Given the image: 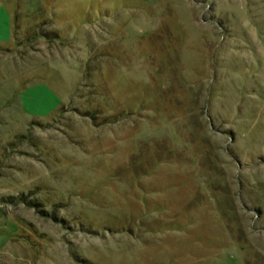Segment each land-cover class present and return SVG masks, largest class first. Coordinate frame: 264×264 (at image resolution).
<instances>
[{"label":"rangeland","instance_id":"obj_1","mask_svg":"<svg viewBox=\"0 0 264 264\" xmlns=\"http://www.w3.org/2000/svg\"><path fill=\"white\" fill-rule=\"evenodd\" d=\"M0 264H264V0H0Z\"/></svg>","mask_w":264,"mask_h":264}]
</instances>
